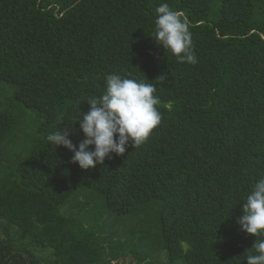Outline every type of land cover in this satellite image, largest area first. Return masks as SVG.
<instances>
[{
	"label": "trees",
	"instance_id": "trees-1",
	"mask_svg": "<svg viewBox=\"0 0 264 264\" xmlns=\"http://www.w3.org/2000/svg\"><path fill=\"white\" fill-rule=\"evenodd\" d=\"M165 2L195 65L152 36ZM107 74L153 84L162 119L82 169L46 137ZM260 179L264 0H0V264H247L257 237L237 219Z\"/></svg>",
	"mask_w": 264,
	"mask_h": 264
},
{
	"label": "clouds",
	"instance_id": "clouds-1",
	"mask_svg": "<svg viewBox=\"0 0 264 264\" xmlns=\"http://www.w3.org/2000/svg\"><path fill=\"white\" fill-rule=\"evenodd\" d=\"M153 37L178 62L195 65L198 60L192 47V27L182 12L172 10L167 2L155 9ZM106 88L99 95L86 100L90 110L70 123L79 122L84 137L77 147L69 138V125L46 137L49 144L65 146L74 153L71 160L82 169L103 164L106 157L123 155L131 144L135 149L143 145L161 122L156 89L134 78L119 74L105 76ZM76 129L73 127L72 131ZM90 146H94L91 148ZM243 215L238 217L239 231L254 234L257 239L247 264H264V179L256 181L243 201ZM244 261L241 262L243 264Z\"/></svg>",
	"mask_w": 264,
	"mask_h": 264
},
{
	"label": "rangeland",
	"instance_id": "rangeland-1",
	"mask_svg": "<svg viewBox=\"0 0 264 264\" xmlns=\"http://www.w3.org/2000/svg\"><path fill=\"white\" fill-rule=\"evenodd\" d=\"M114 264H137V263H136V261H133L132 259L129 258V259H124V260L120 261L119 263L115 262Z\"/></svg>",
	"mask_w": 264,
	"mask_h": 264
}]
</instances>
